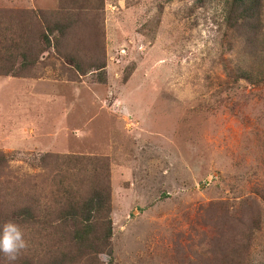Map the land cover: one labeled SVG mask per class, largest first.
Segmentation results:
<instances>
[{
	"label": "rangeland",
	"instance_id": "obj_1",
	"mask_svg": "<svg viewBox=\"0 0 264 264\" xmlns=\"http://www.w3.org/2000/svg\"><path fill=\"white\" fill-rule=\"evenodd\" d=\"M228 6L0 0V227L28 241L15 264H264V0L256 18Z\"/></svg>",
	"mask_w": 264,
	"mask_h": 264
},
{
	"label": "trees",
	"instance_id": "obj_2",
	"mask_svg": "<svg viewBox=\"0 0 264 264\" xmlns=\"http://www.w3.org/2000/svg\"><path fill=\"white\" fill-rule=\"evenodd\" d=\"M259 0H229V10H233L236 7L242 6L241 15L246 17V12H250V18H256V9L258 7ZM23 57V56H22ZM105 201V196H100V192L96 191L93 197L86 198L83 204L79 207L81 212V218L83 219V226L81 228H76L73 230L74 236L78 244H86L88 242V237H90L93 231V225L90 224L89 219L92 217V214L96 212L99 204ZM109 230H107V234ZM93 253H96V246H92ZM103 250V249H100ZM108 252V251H107Z\"/></svg>",
	"mask_w": 264,
	"mask_h": 264
},
{
	"label": "clouds",
	"instance_id": "obj_3",
	"mask_svg": "<svg viewBox=\"0 0 264 264\" xmlns=\"http://www.w3.org/2000/svg\"><path fill=\"white\" fill-rule=\"evenodd\" d=\"M28 248V241L25 239L24 230L12 220L6 221L0 227V253L6 264H15L20 255ZM101 264H108V254L100 253L98 256Z\"/></svg>",
	"mask_w": 264,
	"mask_h": 264
}]
</instances>
